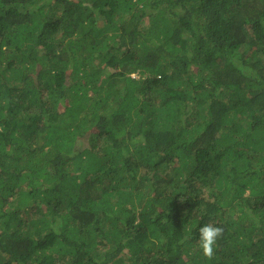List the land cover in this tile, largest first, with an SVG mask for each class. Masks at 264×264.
Returning <instances> with one entry per match:
<instances>
[{
	"label": "trees",
	"instance_id": "16d2710c",
	"mask_svg": "<svg viewBox=\"0 0 264 264\" xmlns=\"http://www.w3.org/2000/svg\"><path fill=\"white\" fill-rule=\"evenodd\" d=\"M0 264H264V0H0Z\"/></svg>",
	"mask_w": 264,
	"mask_h": 264
},
{
	"label": "clouds",
	"instance_id": "9594fccd",
	"mask_svg": "<svg viewBox=\"0 0 264 264\" xmlns=\"http://www.w3.org/2000/svg\"><path fill=\"white\" fill-rule=\"evenodd\" d=\"M224 229L213 223L206 224L199 229V243L203 255L211 259L215 254L217 241L222 238Z\"/></svg>",
	"mask_w": 264,
	"mask_h": 264
},
{
	"label": "rangeland",
	"instance_id": "374dc122",
	"mask_svg": "<svg viewBox=\"0 0 264 264\" xmlns=\"http://www.w3.org/2000/svg\"><path fill=\"white\" fill-rule=\"evenodd\" d=\"M134 76H136V77H137V75H134Z\"/></svg>",
	"mask_w": 264,
	"mask_h": 264
}]
</instances>
